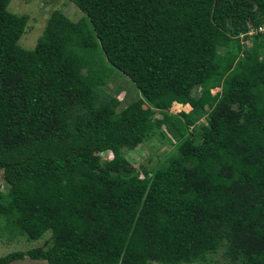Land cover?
I'll list each match as a JSON object with an SVG mask.
<instances>
[{
  "label": "trees",
  "instance_id": "obj_1",
  "mask_svg": "<svg viewBox=\"0 0 264 264\" xmlns=\"http://www.w3.org/2000/svg\"><path fill=\"white\" fill-rule=\"evenodd\" d=\"M69 1L85 17L25 49L0 0V236L44 239L0 264H264V0ZM162 128L166 165L135 172L122 150Z\"/></svg>",
  "mask_w": 264,
  "mask_h": 264
},
{
  "label": "rangeland",
  "instance_id": "obj_2",
  "mask_svg": "<svg viewBox=\"0 0 264 264\" xmlns=\"http://www.w3.org/2000/svg\"><path fill=\"white\" fill-rule=\"evenodd\" d=\"M8 10L18 14H26L28 20L24 33L21 35L18 43L25 49H31L35 46L38 37L42 34L47 18L53 10H60L67 17L73 21H77L85 17V13L81 11L75 4L69 0H10ZM242 37V35H240ZM136 88L131 80L123 75L120 71L115 70L107 85L103 88L101 97L106 100L111 96H115L118 101V109L124 107L127 101L134 96ZM201 88L196 86L193 89L192 95L198 96ZM219 91V88L211 90L212 93ZM191 110L185 107L177 108L174 103L169 108V112L178 113L179 111L188 112ZM159 116V115H158ZM198 120L195 123L197 129L206 123L207 109L198 111ZM176 139L172 132L166 128L162 131L149 137L135 149H123L122 154L132 163L135 172H141V169L152 170L156 167H163L166 165V158L175 150ZM112 155L110 153H103L102 159H108ZM0 188L6 192V186L0 176ZM48 236V235H46ZM44 239L35 241H28L24 237L13 238L8 240L6 236H0V255L6 254L16 250H26L31 247L42 245ZM216 264H229L220 253L213 255ZM10 264H48L45 260H35L25 257L11 262ZM149 264H159L150 262ZM186 264V263H183ZM197 264V263H192Z\"/></svg>",
  "mask_w": 264,
  "mask_h": 264
},
{
  "label": "built area",
  "instance_id": "obj_3",
  "mask_svg": "<svg viewBox=\"0 0 264 264\" xmlns=\"http://www.w3.org/2000/svg\"><path fill=\"white\" fill-rule=\"evenodd\" d=\"M258 31H263L264 30V25H262V26H260V27H258V29H257ZM254 31H250V33H253Z\"/></svg>",
  "mask_w": 264,
  "mask_h": 264
},
{
  "label": "water",
  "instance_id": "obj_4",
  "mask_svg": "<svg viewBox=\"0 0 264 264\" xmlns=\"http://www.w3.org/2000/svg\"><path fill=\"white\" fill-rule=\"evenodd\" d=\"M173 103H177V102H173ZM180 104V103H179Z\"/></svg>",
  "mask_w": 264,
  "mask_h": 264
},
{
  "label": "bare ground",
  "instance_id": "obj_5",
  "mask_svg": "<svg viewBox=\"0 0 264 264\" xmlns=\"http://www.w3.org/2000/svg\"><path fill=\"white\" fill-rule=\"evenodd\" d=\"M175 104V103H174Z\"/></svg>",
  "mask_w": 264,
  "mask_h": 264
}]
</instances>
